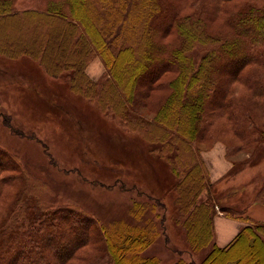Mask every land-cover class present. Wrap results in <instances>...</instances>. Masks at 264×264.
Returning <instances> with one entry per match:
<instances>
[{"label":"rangeland","instance_id":"rangeland-1","mask_svg":"<svg viewBox=\"0 0 264 264\" xmlns=\"http://www.w3.org/2000/svg\"><path fill=\"white\" fill-rule=\"evenodd\" d=\"M9 1L12 12L24 6L44 8L45 4L60 6L62 12L69 10L64 0ZM169 2L180 10V16L200 14L205 30L215 38V42L209 44L193 42V49L188 53L195 67L201 56L215 46L213 44L221 46L222 35L239 37L237 33L241 27L235 24L239 15L264 4V0ZM101 10L105 15L106 8ZM161 15L163 12L152 27L165 28L163 32L155 31V42L163 48L159 56L168 58L167 62L146 67L143 77L139 71L134 95H130L129 101L123 99L125 108L131 110L132 105L139 112L137 116L142 121L137 123L125 122L124 112L116 110L117 114H112L102 101L107 94L103 86L115 81L106 64L110 59L105 61L98 47L91 44L84 63L85 77L77 76L73 88L66 72L51 75L35 58L11 56L3 53L0 47V148L5 151L0 152V227L7 221L16 196L27 187V192L38 197L43 206H68L92 216L94 225H87L92 226L89 231L94 232V226H103L109 231L119 226L129 239L144 234L143 240L149 243L139 255L154 257L156 264H173L179 259L190 262L192 258L194 264H199L203 260L212 241L201 249H193L192 253L189 251L191 244L187 240L185 216L176 203L182 179L175 168L160 157L163 145L159 142L165 140H157L153 134L158 109L165 101L174 102L172 97L176 99L177 96L175 85L171 84L178 74L177 67L168 56L181 41L178 25L166 28ZM50 17L53 20V16ZM2 24L0 21V39L6 31ZM123 26V22L119 23V28ZM103 37L113 57L117 48L112 46L114 35ZM238 56L243 60L223 63L224 59L218 58L211 62L216 73L212 78L218 80L215 83L220 90L226 91L219 100L221 93L208 88L209 97L203 105L205 116L198 122V135L189 145L192 153L202 161L200 167L207 183L198 202H207L214 207L215 213L227 216L230 215L225 212L226 207L235 204L239 209L241 204L250 205L252 197H264V91L257 93L251 82L255 72H264V64L250 62L242 53ZM151 62L153 60L147 65ZM66 69L70 74L76 72L72 67ZM227 73L236 74L237 78L231 75L233 78L228 82ZM122 75V72L116 73L118 79H122ZM117 89L115 94L119 95ZM119 90L122 93L121 87ZM219 102L224 106L218 110ZM177 104H172L175 116L179 111ZM160 130L166 132L164 128ZM217 146L223 149L222 158L218 159L226 164L225 172L213 150ZM11 157L13 160L9 159ZM204 158L210 166L216 165L214 171L220 172L219 175L207 171ZM75 217L77 214L73 219ZM69 219L65 217L64 222L68 223ZM73 219L69 223H73ZM54 233L53 239L57 240L58 232ZM54 240L43 241V245L50 246L56 254ZM115 243L122 242L116 239ZM103 251L100 243L89 240L65 263L85 264L87 258H95ZM132 253L128 249L123 255L130 257ZM229 264H241V259Z\"/></svg>","mask_w":264,"mask_h":264},{"label":"trees","instance_id":"trees-1","mask_svg":"<svg viewBox=\"0 0 264 264\" xmlns=\"http://www.w3.org/2000/svg\"><path fill=\"white\" fill-rule=\"evenodd\" d=\"M64 3L69 7L66 12H62L59 10L60 6L56 7L54 4H45L44 8L24 6L19 11L12 12L10 1L2 0L0 14L3 17L0 21L3 22V30L6 29L0 39L3 53L33 57L51 75L58 76L66 72L73 88V81L77 76L80 79L85 77L84 63L90 53L91 44L98 47L104 60H111L106 64L107 67L110 66L109 74L116 82L103 86L107 94L102 101L112 114H117L116 110L124 112L123 115L127 118L124 119L125 122L132 120L137 123L142 121L137 116L139 112L132 105L131 110L125 108L123 99L129 101L130 95H134L133 87L140 79V72L150 65L167 62L168 58L159 56L163 48L155 42V31L159 27H152L160 12H163L161 19L166 28L173 24L178 25L181 36V41L168 56L170 62L177 67L178 74L171 81L175 85L177 96L176 99L172 97L174 102L165 101L158 109L155 115L157 126L153 134L157 140H167L159 142L163 145L160 148V157L167 165L175 168L182 179V188L176 196V203L181 208L182 216H185L187 240L191 244L189 251L192 253L193 249H201L212 241V246L199 264H229L236 259H241V264H264V223L254 222L243 226L233 241L225 247L213 243L211 223L215 210L207 202H198L199 194L207 183L200 167L202 161L189 148L192 138L198 135V122L205 116L203 105L204 100L209 97L208 88L221 93L219 100L223 99L226 91L220 90L215 83L218 80L212 78V74L216 73L211 62L218 58L224 59L223 63L227 62L225 60H243L238 56L242 53L248 56V61L264 64V47L260 46L264 45V4L253 6L251 10L239 15V21L235 20V24L241 27V31L237 33L239 37L222 35L219 39L221 46L213 44L215 46L201 56L198 66L195 67L193 57L188 53L193 49V42H215L213 35L205 30L200 14L180 16V10L169 0H64ZM102 7L106 8L105 15ZM164 15L168 18L165 19ZM50 16H53L54 21ZM121 22L124 23L122 29L119 28ZM254 29L255 32H252ZM160 30L163 32L165 28ZM105 34L114 35L112 46L117 48L113 57L104 45ZM150 60L153 62L147 65ZM70 67L76 72L70 74L66 69ZM120 72L123 74L122 79L116 76ZM255 73L251 82L255 91L261 93L264 91V72ZM141 75L143 77L144 72ZM231 75L233 74L227 76L228 82L233 77L237 78L236 74L233 77ZM119 87L122 88V93ZM115 88H118L120 97L115 94ZM176 102L179 111L175 116L172 104ZM223 106L224 103L219 102L217 109H222ZM235 120L239 122L237 116ZM250 124L252 125L251 122ZM160 127L166 132L161 131ZM167 132L171 133L166 135ZM0 152L5 153L1 148ZM9 159L13 160L12 157ZM250 199L264 201L262 196ZM15 200L7 221L0 227V264H66L70 255H74L76 249L89 240L100 243L104 251L95 258H87L85 264H156L154 257L139 255V251L149 243L143 240L144 234H136L129 239L119 226H114L110 231L103 226H94L96 230L89 231L88 228L94 225L92 216L68 206H43L38 197L27 192V187L20 191ZM243 205L245 204H241ZM226 208L225 212L230 216L239 215L243 211L235 204ZM75 214L77 218L73 219ZM65 217L73 219L75 224L69 223L71 219L68 223L64 222ZM88 224L92 226H87ZM54 232H58L57 240L53 239ZM116 239L122 243L118 245L115 243ZM53 240L56 243L53 248L57 250L56 254L50 246L43 245V241ZM128 249L133 253L130 257H125L123 253ZM194 263L192 258L190 262L179 259L173 264Z\"/></svg>","mask_w":264,"mask_h":264},{"label":"crops","instance_id":"crops-1","mask_svg":"<svg viewBox=\"0 0 264 264\" xmlns=\"http://www.w3.org/2000/svg\"><path fill=\"white\" fill-rule=\"evenodd\" d=\"M217 155V159L222 156L223 149L218 146L213 149ZM206 156V155H205ZM207 157V156H206ZM222 158V157H221ZM205 167L210 174H217L214 169L216 165L210 166L206 158H204ZM217 162V161H216ZM219 164L222 165V160L218 159ZM225 166V167H224ZM223 171L227 170L226 164L221 166ZM212 180V177H209ZM215 182V181H214ZM240 210H243L239 215L227 216L215 213L212 218L213 227V243L219 247H225L233 241L240 229L254 222L264 223V201H252L250 205H240Z\"/></svg>","mask_w":264,"mask_h":264},{"label":"bare ground","instance_id":"bare-ground-1","mask_svg":"<svg viewBox=\"0 0 264 264\" xmlns=\"http://www.w3.org/2000/svg\"><path fill=\"white\" fill-rule=\"evenodd\" d=\"M53 111H55V109H53V108H51ZM56 113H57V111H56ZM65 117V116H64Z\"/></svg>","mask_w":264,"mask_h":264}]
</instances>
